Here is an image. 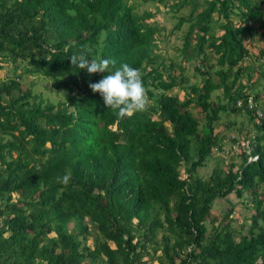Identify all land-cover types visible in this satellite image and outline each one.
I'll use <instances>...</instances> for the list:
<instances>
[{"label":"trees","instance_id":"obj_1","mask_svg":"<svg viewBox=\"0 0 264 264\" xmlns=\"http://www.w3.org/2000/svg\"><path fill=\"white\" fill-rule=\"evenodd\" d=\"M147 1L172 12L168 34L186 23L189 75L157 52L164 28L133 0H0V62L12 71L0 80V264H264V122L234 104L252 92L264 106V47L243 62L253 24L264 39V0ZM81 49L140 69L148 110L118 118L88 86L104 74L71 65ZM24 74L47 80V95ZM237 113L250 134L224 137L221 116L240 131ZM223 137L239 159L205 173ZM230 193L248 198L245 233L227 213L207 231L211 204Z\"/></svg>","mask_w":264,"mask_h":264},{"label":"rangeland","instance_id":"obj_2","mask_svg":"<svg viewBox=\"0 0 264 264\" xmlns=\"http://www.w3.org/2000/svg\"><path fill=\"white\" fill-rule=\"evenodd\" d=\"M133 3L135 5V11H134L135 13L141 14L144 9L151 11L153 15L152 19L154 20L153 23L156 22L159 25L163 26L164 28L163 29L164 34L161 37V39L157 42V47H156L157 52L161 56H164L166 60L172 61L174 69L184 68L183 70L185 71V73L189 75L190 72L188 71V68L186 67L187 65L181 64L180 60H182V58L179 52V48L181 47V43H182V33L186 29V26H187L186 23L182 24L180 29L175 30V31L171 30V34H168V32L170 31V29H172V26L175 22V18L173 17L171 11L169 10L166 11V9L163 8L162 6H160V9H154V4L151 3V1L145 2V0H133ZM187 11H188L187 7L181 8L174 15L175 16H178L179 14L185 15ZM216 17L217 15L214 13L213 18H216ZM230 17L236 18L235 15H230ZM211 26L215 34H219L221 32V30L218 28L217 22L212 21ZM244 45L247 47L248 51L251 54L250 56L244 59L243 62L245 64L252 66L253 64L256 63L257 60L262 59V57L259 59H256L259 48L261 49L262 47H264L263 37L260 36L257 31V23L253 24V29L251 32L248 33L247 39L244 40ZM0 66H1L0 67V80L5 79V78H10L12 76L11 63L5 60V61L0 62ZM19 72H20V69L16 68L15 73H19ZM20 79H21L22 85L24 83L27 84L29 81H33L34 82L33 90L36 92H41L44 96L47 95V92H46L47 91L46 90L47 80H44L39 77H35L32 74H24L20 77ZM195 80L198 81L199 77L196 76ZM260 85L261 83H258V85L256 86V89L259 88ZM172 93H177L179 97H182V92L179 91L178 89H173ZM217 93H219V96L222 95L219 90H215L211 94V99H213L215 94ZM250 93L253 94L252 92ZM49 96L52 101H56L57 99H61L62 95H60L59 92L58 93L51 92ZM260 107L263 113L262 118H264V106L261 104ZM192 113L198 118L199 121H201V114L199 113V109L193 108ZM240 114L241 113H237L236 115H239V116L234 117L235 126L239 127L240 131H236V130L229 131L228 129L227 130L223 129V124H225V120H231L233 117L221 116V119L219 121L220 123L217 125V127H219L218 131L220 130L228 131L225 133L224 137L226 136V134L228 136L230 133H233L240 138L248 137V135L250 134V128H249L250 125H248V121L246 119L247 117L245 115H240ZM262 118L257 119V121L260 124L264 122V119ZM231 143L232 142H230L226 138L223 139V141L221 142V146L224 151L222 150L219 152H215L214 154H212L210 157L207 158L206 166L204 168L205 173L209 172L210 168L213 167L214 162L222 161L221 167L225 168L231 162L233 163L235 157L239 159L235 153L237 151V149H235L236 147L233 149L231 146L229 147L228 144L231 145ZM262 195L264 196L263 191H262ZM247 200L248 198L246 197L237 198L232 193L222 198H218L214 200V202L211 204V207H210V212H209L210 215L206 217V221H205L207 231L211 229V222L213 225L215 224L219 225L220 224L219 222L224 217V215L227 213V214H230L228 215V217L231 218L230 225L236 228L237 230H241V233H245V230L241 229L238 226H240V224H248V221L246 219L248 218V214L250 211V205L247 202ZM153 264H156L155 260H153Z\"/></svg>","mask_w":264,"mask_h":264},{"label":"clouds","instance_id":"obj_3","mask_svg":"<svg viewBox=\"0 0 264 264\" xmlns=\"http://www.w3.org/2000/svg\"><path fill=\"white\" fill-rule=\"evenodd\" d=\"M69 58L72 66L74 65L78 69H86L88 74H104L102 79L95 83H89L88 86L92 92L100 94L103 98L104 105L114 110L118 118L123 119L131 117L137 112L147 111L150 107V98L142 79L143 72L140 69L133 68L127 63H122L119 68H116V61L111 58L89 60L87 58V49H81L78 54H73L69 56ZM252 95L253 94L249 93L246 98H244V101L238 98L234 104L236 107H245L247 110L251 111L255 116L254 121L258 122L257 119L262 118L263 113L260 105L253 100ZM248 99L252 107L248 106ZM257 109L260 111V115L256 112ZM228 138H231V134L228 135ZM228 145L233 149L236 147V141ZM212 149H214L212 150V154L219 152L214 147ZM221 149L223 150L220 145V151H222ZM73 155L79 157L82 154L79 152ZM64 165H66V163ZM56 180L63 185H68L71 181V173L66 172L62 176H57Z\"/></svg>","mask_w":264,"mask_h":264},{"label":"built area","instance_id":"obj_4","mask_svg":"<svg viewBox=\"0 0 264 264\" xmlns=\"http://www.w3.org/2000/svg\"><path fill=\"white\" fill-rule=\"evenodd\" d=\"M248 106L252 107V104L250 103V100L248 99ZM256 112L260 115V111L257 109Z\"/></svg>","mask_w":264,"mask_h":264}]
</instances>
